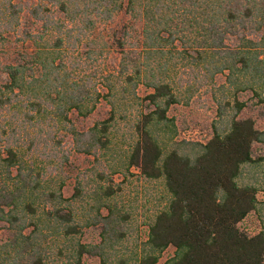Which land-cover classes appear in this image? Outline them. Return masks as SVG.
Wrapping results in <instances>:
<instances>
[{
	"label": "trees",
	"instance_id": "obj_1",
	"mask_svg": "<svg viewBox=\"0 0 264 264\" xmlns=\"http://www.w3.org/2000/svg\"><path fill=\"white\" fill-rule=\"evenodd\" d=\"M119 15L140 32L92 38ZM204 86L212 136L178 139L170 109ZM248 92L264 107V0H0V264H157L169 247L165 264H264V227H240L264 218L243 181L264 144ZM134 168L160 188L126 256L134 212L114 176Z\"/></svg>",
	"mask_w": 264,
	"mask_h": 264
},
{
	"label": "rangeland",
	"instance_id": "obj_2",
	"mask_svg": "<svg viewBox=\"0 0 264 264\" xmlns=\"http://www.w3.org/2000/svg\"><path fill=\"white\" fill-rule=\"evenodd\" d=\"M124 26H128L131 30L132 35H135L136 32H140V24L133 23L131 18L127 16L119 15L111 21L110 23H106L105 25L99 26L96 32L93 33L94 39L101 42L105 39L107 42L111 43V40L108 37V30H117ZM106 29V30H105ZM84 48V47H82ZM86 50L84 48L82 52ZM109 47L105 51L104 58H95L98 59L95 66L98 64H111V61L115 58H111L114 54L116 56L118 53L111 49V54L109 58H107ZM68 59V58H67ZM71 59V58H70ZM84 58H79L81 64ZM86 69L87 65H83ZM97 69V68H96ZM184 70V69H182ZM186 70V69H185ZM185 78H189V75H183ZM225 81V77L223 75L218 77V84H221ZM147 91L144 86H141L139 89V95L145 96ZM242 100L248 102L249 106L246 109V113L252 114L257 118L258 124L261 128L264 129V107L259 106L258 100L253 97L251 92L244 93L241 96ZM104 108H101L100 112H106L109 106L106 104V101H103ZM140 108L137 106L135 112H138ZM170 116L174 117L176 120V124L178 126V139H190V140H201L207 141L212 136L213 123L216 119L217 115V107L214 102L213 95L211 89L207 86L202 88L200 91H197L192 96V99L188 103L186 101L181 102L173 106L170 109ZM105 115V114H103ZM96 116H98L96 114ZM67 146L71 147V143L69 142ZM72 150V149H71ZM74 151V150H73ZM85 155H81L79 153H73L72 155V164L75 165V169L81 170L86 167L92 166V162L94 157H87ZM255 158L258 159V167H247L244 170V182H258L261 185V189L259 191V199L262 202V215L264 216V144H258L255 149ZM260 159V160H259ZM77 170L75 171L77 173ZM138 169L134 168L132 170V175H128L125 179L122 175L117 174L114 176L115 182L121 183L124 188L123 198L126 207H130L132 205V211L134 212L131 218V228L132 232L129 238L124 242L122 248L123 252L126 253V256L130 254V250L134 251L136 245L142 241L147 239L148 235V226L146 225V218L144 216L145 213H148L150 208L156 205V201L158 199L155 196L156 192H158L160 186H155L153 182L146 181L145 178L141 177ZM75 176L73 175L70 180V187H72V183L74 182ZM149 208V210H148ZM263 218V217H262ZM241 229L246 230L252 234L259 232L264 227V218L261 220L260 215L256 213H252L246 220L241 222ZM93 235L88 233L85 235V241H89L92 239ZM94 238V237H93ZM175 249L174 247H169L159 260L157 264H165L168 258L174 255ZM84 264H100V260L97 258L87 257L84 261Z\"/></svg>",
	"mask_w": 264,
	"mask_h": 264
}]
</instances>
